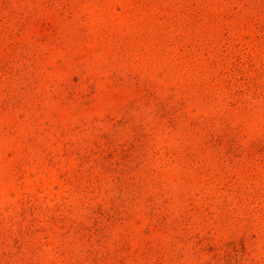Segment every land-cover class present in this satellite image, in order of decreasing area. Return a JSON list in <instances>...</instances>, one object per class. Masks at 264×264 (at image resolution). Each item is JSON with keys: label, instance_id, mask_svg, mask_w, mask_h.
<instances>
[{"label": "rangeland", "instance_id": "1", "mask_svg": "<svg viewBox=\"0 0 264 264\" xmlns=\"http://www.w3.org/2000/svg\"><path fill=\"white\" fill-rule=\"evenodd\" d=\"M0 264H264V0H0Z\"/></svg>", "mask_w": 264, "mask_h": 264}]
</instances>
